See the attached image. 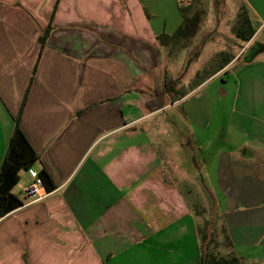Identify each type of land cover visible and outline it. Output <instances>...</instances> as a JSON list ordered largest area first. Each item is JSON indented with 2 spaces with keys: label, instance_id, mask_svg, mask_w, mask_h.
Instances as JSON below:
<instances>
[{
  "label": "crops",
  "instance_id": "0c3cea01",
  "mask_svg": "<svg viewBox=\"0 0 264 264\" xmlns=\"http://www.w3.org/2000/svg\"><path fill=\"white\" fill-rule=\"evenodd\" d=\"M182 1L0 0V169L19 117L39 155L33 169L56 184L0 219V264H200L197 174L182 172L151 133L170 123L162 114L204 89V111L190 121L194 139L204 135L203 190L230 251L242 264H264V17L223 68L150 110V74L171 61L157 40L175 32L165 4L177 30ZM205 51L207 64L215 52ZM19 176L16 195L32 181L29 171Z\"/></svg>",
  "mask_w": 264,
  "mask_h": 264
},
{
  "label": "rangeland",
  "instance_id": "374dc122",
  "mask_svg": "<svg viewBox=\"0 0 264 264\" xmlns=\"http://www.w3.org/2000/svg\"><path fill=\"white\" fill-rule=\"evenodd\" d=\"M261 3H263L264 8V0H183L181 5L185 8H190L191 12L195 9L204 11L200 25V30L202 31L199 30L196 38L194 37L187 47L181 43L166 48L165 51L171 61L168 60L169 63L167 62L164 70L151 72L150 77L154 79L155 87L150 89L151 95L149 93L150 97L147 100L153 98L151 96L156 90L165 89L163 79L170 72L169 69L174 70L175 75L173 76L174 83L171 90L162 99L163 104L166 105L177 100L180 96L189 94L193 88L204 82L209 74L216 72L219 65L224 62V58H230L240 48L241 41L236 37L235 30V27L238 25L240 8L246 5L244 8L248 10L246 11L248 12L252 26L254 24L255 27H258L263 23V21H260V15L264 17V11H261L257 5ZM170 8V3H166L167 27L168 30L176 31L175 20L170 16ZM257 12H259V15ZM162 21L165 22L166 20ZM155 22H159V20H155ZM207 24L208 29L205 30ZM259 33L258 42L263 44L262 46L264 47V26ZM207 47V54L208 52L211 54L212 51L215 54L209 63L204 64V60L201 61V59L204 58ZM215 85H217L219 93L224 88L221 78L216 80ZM208 87L210 91L213 89V86ZM203 93H205V89L193 97H185L180 105L174 109L167 110L161 117L169 120L170 123L166 122V124H163L159 133L155 134L152 132L151 134L153 141L158 144L162 152L165 153L166 148L173 149L181 163L180 170L182 172L188 174L190 171L193 174H197L199 189L194 196V205L199 219L200 254L213 253L216 256H229L232 253L230 251L231 246H229L225 228L221 222L220 212L213 197L206 195L203 190L204 185L202 183L205 182L206 177L202 159L205 156L204 150L201 151L198 144L200 142L202 144L204 135H201L197 142L190 128V121L193 119L194 111H204L205 98H202ZM218 108L220 111L215 125L220 124L222 119V108L219 107L218 103H215L214 109ZM200 116L204 118V115H201V113ZM166 163L167 168L170 167V163L168 161ZM17 192L19 195L20 190ZM185 250L187 253H192L194 242L190 243L188 240Z\"/></svg>",
  "mask_w": 264,
  "mask_h": 264
},
{
  "label": "trees",
  "instance_id": "16d2710c",
  "mask_svg": "<svg viewBox=\"0 0 264 264\" xmlns=\"http://www.w3.org/2000/svg\"><path fill=\"white\" fill-rule=\"evenodd\" d=\"M244 7L240 8L238 25L235 27V30L236 37L240 41L246 43L252 39L256 31ZM179 11L182 15V23L172 35L162 33L157 37L161 47L167 48L181 43L183 46L187 47L199 32L204 11L195 9L191 12L190 8L183 7L181 3H179ZM51 30L52 22L49 23L47 29L40 38L42 46H44L48 40ZM228 62H230V58L225 57L224 64ZM222 64L219 65L218 70L223 68ZM173 83V76L167 73L164 77L165 89L156 90L155 96L146 101V105L150 110L163 107L162 96L171 90ZM38 161L39 155L24 134L20 126V119L17 117L0 169V219L24 205L20 197L13 193V189L20 181L19 173L23 170H30ZM39 174L45 190L48 192L54 191L56 189V184L49 173L45 169H42ZM225 234L229 241V246H232L226 230ZM199 262L200 264H242V258L234 253H231L229 256H216L210 253L200 254Z\"/></svg>",
  "mask_w": 264,
  "mask_h": 264
},
{
  "label": "built area",
  "instance_id": "2783aa9c",
  "mask_svg": "<svg viewBox=\"0 0 264 264\" xmlns=\"http://www.w3.org/2000/svg\"><path fill=\"white\" fill-rule=\"evenodd\" d=\"M28 171L32 181L25 187H22L20 199L24 202V204L40 201L47 196L46 192L44 191L43 181L39 172L33 168Z\"/></svg>",
  "mask_w": 264,
  "mask_h": 264
}]
</instances>
